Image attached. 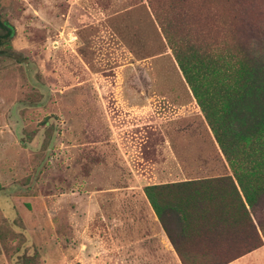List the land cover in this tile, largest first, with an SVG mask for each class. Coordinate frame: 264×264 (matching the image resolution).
I'll use <instances>...</instances> for the list:
<instances>
[{"label":"rangeland","instance_id":"obj_1","mask_svg":"<svg viewBox=\"0 0 264 264\" xmlns=\"http://www.w3.org/2000/svg\"><path fill=\"white\" fill-rule=\"evenodd\" d=\"M228 14L214 0H0V264H181L143 187L230 174L195 97L218 102L209 59L233 48ZM166 225L184 262L207 264L197 231ZM226 264H264V238Z\"/></svg>","mask_w":264,"mask_h":264},{"label":"trees","instance_id":"obj_2","mask_svg":"<svg viewBox=\"0 0 264 264\" xmlns=\"http://www.w3.org/2000/svg\"><path fill=\"white\" fill-rule=\"evenodd\" d=\"M214 1L229 11L233 48L223 58L209 59L223 73L218 102L195 97L230 174L143 187L181 264L187 263L167 228V215L179 231H197L204 239L207 264H226L264 238V23L251 16V0ZM11 34L12 26L0 19V52L9 46ZM178 64L189 80L180 59Z\"/></svg>","mask_w":264,"mask_h":264}]
</instances>
